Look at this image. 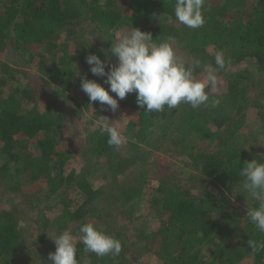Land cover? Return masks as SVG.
Masks as SVG:
<instances>
[{
  "label": "rangeland",
  "instance_id": "obj_1",
  "mask_svg": "<svg viewBox=\"0 0 264 264\" xmlns=\"http://www.w3.org/2000/svg\"><path fill=\"white\" fill-rule=\"evenodd\" d=\"M66 1L70 6L86 8L93 0ZM98 1L101 5L104 3V0ZM227 1L205 0L203 14L216 8L219 12L224 10ZM127 2L128 0H116L115 8L125 13ZM262 3L264 0H245L244 7H237L239 12H229V9L225 11V22L239 17L246 20L252 14V8ZM148 19L173 28L178 33L171 40L177 55L186 64H194L197 59L201 61V65L194 69L197 79H206L204 65H211L216 71L217 84L209 85L206 91L209 92L210 101L219 100L220 103L210 109L216 108L215 111H218L227 106V85L238 79L234 98L235 102H241L244 106L237 115L241 125L233 134L226 136L225 130L229 128L220 125L219 120L209 119L201 131L188 132L186 128H180L182 122L178 113L182 110V103L177 108L156 112L153 119L154 134L146 139L136 138V131L131 128V123L137 122V107L125 106L118 100L119 107L113 112L107 105L102 107L99 102L89 104L88 95L81 89V79L85 76L94 79L107 89L108 85L104 84L106 77L93 76L90 71L81 67L77 58L76 41L64 29L59 30L53 51L47 53L41 46L30 64L26 63L23 55L11 49L0 53V77L11 72L14 76L13 81L0 88V102L7 98L20 99L19 91L24 88L35 92L38 112H48L53 118L59 119L60 127L52 128L49 134L54 141V149L70 156V160L61 169L51 170L52 185L56 191L51 195L49 186L44 181L46 177L32 181L29 171H21L26 164V152L15 150L17 158L9 160L3 153V141L0 139V212L18 213L17 229L22 236L15 252L16 261L10 264H51L49 253L56 250L51 238L63 232L59 228H65L63 214L74 212L87 200L77 187V180L80 178L94 191V210L86 217L85 223H92L106 234L119 239L122 251L118 256L109 254L103 257L86 251L80 240L81 222L67 223L68 230L64 231H69L74 238L79 264H163L162 258L156 255L162 239L159 231L163 224H168V204L158 192L161 184L176 189L181 194L188 193L189 198L217 196L218 203L214 202V206L219 209L216 207L215 211L208 212L205 220L214 227L220 226L223 229L221 232L217 231L218 234L208 247L212 252L207 254H213L235 240L237 232L229 227L234 223L230 222L239 218L250 221L246 216L247 203L250 206L256 205L250 197L247 200L248 194L242 187L244 179L227 194L202 176L200 166L206 156L222 155L223 150L229 146L264 162V66H259L251 58L237 64L231 59L225 68L219 69L215 65V54L222 50L209 46L206 54L196 59L189 49L194 41L193 35L189 34L181 42L178 38L182 36L183 30L192 29L176 19L164 16L156 8L150 11ZM129 32L127 27L106 30L87 24L80 32L78 42L84 44L86 55L95 53L102 60L107 58L115 65L118 63L117 58L110 53L105 57L104 51L107 54L111 41L115 43ZM223 54L224 58L228 55L225 52ZM52 60L55 67L63 65L71 71L72 77L56 83L49 80L47 69ZM39 61H44L45 64L40 66ZM100 116L112 121V126L121 133L122 145L118 149L113 147L111 152L114 159L132 160L124 171H120L118 167H107L104 165L106 159L101 161L92 151L95 136L108 138L107 134H101ZM169 124L170 128L165 129ZM30 154L38 156L36 151ZM30 200L34 207L29 206ZM28 250L29 257L26 256ZM212 258L213 255H209V260ZM233 264L258 263L253 253L248 252ZM259 264H264V259Z\"/></svg>",
  "mask_w": 264,
  "mask_h": 264
},
{
  "label": "trees",
  "instance_id": "obj_2",
  "mask_svg": "<svg viewBox=\"0 0 264 264\" xmlns=\"http://www.w3.org/2000/svg\"><path fill=\"white\" fill-rule=\"evenodd\" d=\"M115 3L116 0H104L101 5L98 0H93L89 6L82 8L70 6L66 0H0V53L11 49L23 55L26 63L30 64L41 46L47 53L53 51L59 30L64 29L68 36L76 41L77 58L81 67L90 71V66L86 63L84 44L78 42L80 32L87 24L106 30L127 27L130 31L132 28H138L151 33L156 43L177 37L178 33L173 28L148 19V14L153 8L166 17L176 19L175 0H128L125 13L119 12ZM238 6L244 7L245 0H228L224 10L219 12L216 8L204 13V25L198 29L183 30L182 36L178 37L180 42L193 35L194 41L189 49L196 59L206 54L207 47L213 46L214 49L228 54L225 56L226 61L233 59V63L237 64L251 58L255 59L259 66H264V3L254 6L252 14L246 20L239 17L225 22V11L229 9V12H239ZM39 64L43 66L45 63L39 61ZM53 64L52 60L50 68L47 69L49 80L56 83L72 77L71 71L63 65L55 67ZM13 80L12 72L1 76L0 88ZM237 88L238 79L227 85L228 103L223 110L210 109L211 102L198 108L182 104V110L178 113L182 122L180 128H186L188 132L201 131L206 127L207 120L212 119L219 120L220 125L229 128L225 130L226 136L233 134L241 125L237 115L244 108L241 102H235ZM19 94L20 99L7 98L0 102V139L3 141V153L9 160L14 161L18 156L15 150L25 151L26 164L21 171H29L32 181L46 177L44 181L49 186V193L54 195L56 191L52 185L51 170L61 169L70 160L67 153L54 149V141L49 137L52 128L60 127L59 119L53 118L48 112H38L36 94L29 88H24ZM119 101L125 106L132 105L139 109L137 122L131 123V128L136 131V138L146 139L154 134L153 119L156 111L147 113L144 112L145 108L138 107L135 93L128 94ZM169 128L170 124L165 127ZM107 139L104 136H95L92 145L94 155L101 161L105 158L104 165L107 167H118L120 171H124L132 160L114 159L111 152L113 147L108 145ZM223 143L225 145V142ZM34 151L38 153L37 157L30 154ZM253 159L252 155L229 146L223 150L222 155L206 156L200 171L202 176L230 194L234 185L244 179L240 175L244 163ZM77 187L87 200L74 212L63 214L65 228L60 226L61 232L68 230L67 223L80 221L81 225L85 224L86 217L94 210V191L89 184L80 178L77 180ZM158 192L168 204V224H163L159 231L162 239L156 252V255L162 258L163 264H233L248 252L253 253L258 264L264 259V249L253 250L248 244V240L264 242V233L251 221L246 222L240 218L230 222L234 223L229 226L237 232L235 240L213 254H207L212 252V249L208 248L209 245L223 229L220 226L216 228L205 220L208 212L219 209L214 206V202L218 203L217 196L189 198L188 193L181 194L165 184L159 186ZM29 206L34 207L31 200ZM17 214L0 212V264L16 261L15 252L22 239L17 229ZM209 255H213L211 260ZM26 256L29 257V250Z\"/></svg>",
  "mask_w": 264,
  "mask_h": 264
},
{
  "label": "clouds",
  "instance_id": "obj_3",
  "mask_svg": "<svg viewBox=\"0 0 264 264\" xmlns=\"http://www.w3.org/2000/svg\"><path fill=\"white\" fill-rule=\"evenodd\" d=\"M205 0H175L174 14L176 20L190 29H198L205 23L203 14ZM171 38L168 41L156 43L149 32L132 28L129 34L122 36L111 47L105 57L117 58L113 65L109 59H101L99 55L91 53L86 56V63L90 66L93 76L106 77L104 84L86 76L81 79V89L88 95L89 101L99 102L103 107L107 105L113 112L118 107V100L126 98L128 94H136L138 107L145 108L144 112H164L165 109L177 108L180 104H190L192 108L220 103L211 100L206 88L217 84V74L211 65H204L207 73L205 80H199L194 75V69L201 65L200 60L194 64H186L177 55ZM103 51V49H101ZM226 61L222 51L215 54V65L219 69L225 68ZM113 93L114 95L110 94ZM146 106V107H145ZM101 134H107L110 147L119 148L123 143L121 133L112 126L107 117L100 116ZM240 175L244 177L242 185L244 191L256 206H250L246 216L264 233V162L256 159L245 162ZM80 240L86 251L95 253L98 257L106 255L118 256L122 251L119 239L106 234L92 223L82 224ZM55 245V252L49 253L51 264H79L77 248L74 238L69 231H63L55 238H51ZM251 249H264V242L248 240Z\"/></svg>",
  "mask_w": 264,
  "mask_h": 264
}]
</instances>
